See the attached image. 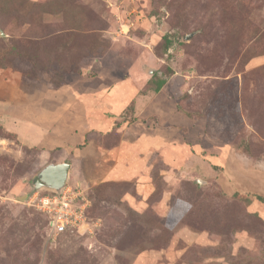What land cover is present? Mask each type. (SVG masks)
Returning a JSON list of instances; mask_svg holds the SVG:
<instances>
[{"label":"rangeland","instance_id":"obj_1","mask_svg":"<svg viewBox=\"0 0 264 264\" xmlns=\"http://www.w3.org/2000/svg\"><path fill=\"white\" fill-rule=\"evenodd\" d=\"M58 162L91 224L54 236L28 197ZM249 194L264 197V0H0V264H264Z\"/></svg>","mask_w":264,"mask_h":264},{"label":"built area","instance_id":"obj_2","mask_svg":"<svg viewBox=\"0 0 264 264\" xmlns=\"http://www.w3.org/2000/svg\"><path fill=\"white\" fill-rule=\"evenodd\" d=\"M31 204L48 216L49 234L57 236L68 230L90 226V199L81 183L66 184L60 191L35 190L29 197Z\"/></svg>","mask_w":264,"mask_h":264},{"label":"water","instance_id":"obj_3","mask_svg":"<svg viewBox=\"0 0 264 264\" xmlns=\"http://www.w3.org/2000/svg\"><path fill=\"white\" fill-rule=\"evenodd\" d=\"M70 169L69 162L50 163L36 176L33 190L60 191L69 181Z\"/></svg>","mask_w":264,"mask_h":264},{"label":"crops","instance_id":"obj_4","mask_svg":"<svg viewBox=\"0 0 264 264\" xmlns=\"http://www.w3.org/2000/svg\"><path fill=\"white\" fill-rule=\"evenodd\" d=\"M90 121V120H89ZM87 122V124H86V126H88L87 128H82L81 130H76L75 131V133H77L80 137H78V141H81L82 139H83V137L82 136H84V132L83 131H85L86 132V134L89 136L90 135V137L92 136V133L94 132V131H92V128L89 126V124H90V122ZM122 128H124L123 126H122ZM128 128H134V126H128ZM68 129V134L67 135H65V131H66V129H61V126L60 127H54V130H59V132H60V135L59 136H61V138H60V140H56V143H58V144H56V145H63V147H65V146H70L71 144H73V141H70L69 140V138L71 137L72 139H75L74 138V132H72V130H71V128L70 127H68L67 128ZM133 133H134V130H133ZM58 136V137H59ZM64 136H66V137H64ZM124 137V138H123ZM122 137V140L124 139V141H127L129 144L131 143V142H134V139H133V141H130L131 140V137H134V135L133 134H128V136L127 137H125V136H123ZM103 138H104V136H103ZM103 138H98V142L99 141H101ZM59 139V138H58ZM50 138H47V136H45V137H43V138H40L39 137V139H38V142H35L36 140L35 139H32L30 142L31 143H33V142H35V144H40V145H42V146H45V147H51L50 145H52L53 143L52 142H54V140H51ZM33 141V142H32ZM148 141V140H147ZM97 141H96V143H98ZM34 144V143H33ZM93 144H95V142L93 143ZM98 145V144H97ZM127 149H128V147H127ZM126 149V150H127ZM125 151V150H124ZM70 164H71V169H70V175H71V171H72V166H73V163H71V162H69ZM77 182H81V181H77Z\"/></svg>","mask_w":264,"mask_h":264},{"label":"trees","instance_id":"obj_5","mask_svg":"<svg viewBox=\"0 0 264 264\" xmlns=\"http://www.w3.org/2000/svg\"><path fill=\"white\" fill-rule=\"evenodd\" d=\"M164 40H165V47H166L165 49H169L172 41L170 39H168V38H164ZM168 71L171 72L170 69H168ZM155 75L158 76L157 73H155ZM166 82H167V79L166 78H158L157 79L156 90H160L166 84ZM253 197H256L259 201L264 202V197L263 196H260V195H256L255 196V195L249 194V195L246 196L245 199H247L249 201V203H251L253 201V199H252ZM43 214L45 216V221H46V224H47L46 226L49 228V225H48V220H49L48 219V216L45 213H43ZM74 231L75 230H68V231L62 232L61 234H65V233H69V232H74Z\"/></svg>","mask_w":264,"mask_h":264}]
</instances>
